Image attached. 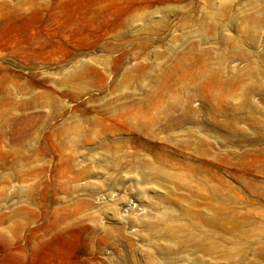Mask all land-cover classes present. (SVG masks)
Instances as JSON below:
<instances>
[{"label":"rangeland","instance_id":"374dc122","mask_svg":"<svg viewBox=\"0 0 264 264\" xmlns=\"http://www.w3.org/2000/svg\"><path fill=\"white\" fill-rule=\"evenodd\" d=\"M0 264H264V0H0Z\"/></svg>","mask_w":264,"mask_h":264}]
</instances>
